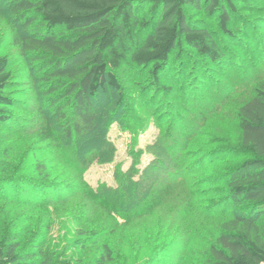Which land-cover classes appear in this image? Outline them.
Masks as SVG:
<instances>
[{
	"label": "rangeland",
	"instance_id": "rangeland-1",
	"mask_svg": "<svg viewBox=\"0 0 264 264\" xmlns=\"http://www.w3.org/2000/svg\"><path fill=\"white\" fill-rule=\"evenodd\" d=\"M6 4L0 0V56L8 57L11 80L5 93L14 99V106L12 123L0 125V246L18 244L15 264L67 259L73 264H210L209 248L232 219L231 206L225 201V175L249 156L239 151L236 111L252 95L253 83L264 77V45L255 46L253 36L248 34H240L246 47L236 39L220 36L224 47L230 49L222 66L209 64L184 46L179 58L165 67L175 78H161L172 92L154 90L148 69L121 67L116 74L124 97L119 102L115 91L105 93L108 102L103 124L108 125L106 137L114 148L113 159L94 162L84 171L93 189L105 191V205L80 201L79 195L70 196L67 189L57 202L46 201L54 197L50 193L44 195L45 201L43 195L41 201H35L14 187L22 184L19 178L38 179L33 170L35 159L52 169L55 162L49 160L58 149L53 146L52 131L41 133L43 119L38 107L44 101L39 91L42 82L34 64L16 44L15 35L25 30L20 29ZM234 4L233 17L249 20L264 40V0H234ZM192 13L197 19H209L203 11ZM147 16L146 6L139 18L146 20ZM241 22L232 29L237 31ZM208 23L217 27L216 19ZM190 71L194 86L203 95L198 100L182 91L183 86L188 87V79L183 81L185 85L178 81ZM158 118L167 122L157 127ZM167 133L179 143V156L188 161L187 166L196 161L202 163L201 168L186 174L180 183L170 180L172 171L162 173L157 183L139 185L150 186L153 200L162 182L170 180L167 195L152 205L151 200L138 204L140 210L136 209L129 220L119 219L116 213L112 216L107 212L109 206L119 207L121 195L127 192L123 190L133 189V185L121 181L122 173L133 169L138 174L153 159L164 166L171 163L169 159L158 160L161 148L156 136ZM96 138L91 139L98 141ZM55 173L50 172L52 178ZM68 175L77 178L72 170Z\"/></svg>",
	"mask_w": 264,
	"mask_h": 264
},
{
	"label": "trees",
	"instance_id": "trees-1",
	"mask_svg": "<svg viewBox=\"0 0 264 264\" xmlns=\"http://www.w3.org/2000/svg\"><path fill=\"white\" fill-rule=\"evenodd\" d=\"M3 2L7 3L5 6L20 24V29L25 30L22 35H15V41L20 51L34 64L35 74L42 82L39 91L44 101L38 107L43 119L41 133L52 131L51 140H54L53 146L58 149L53 154V160H49L55 162L52 169L48 170L46 164L35 159L33 170L38 179L19 178L23 179L22 184L14 187L24 196L27 193L33 196L35 201H41L42 195L44 197L50 193L54 196L52 200L44 197V201L57 202L61 192L67 189L68 195H79L80 201L105 205V191L102 188L93 189L86 182L84 171L94 162L106 163L113 159L114 148L106 137L108 125L103 124L108 102L105 93L108 90L115 91L119 102L124 97V88L116 74L121 67L132 65L148 69L149 83L154 90L172 92L173 89L164 84L161 78L162 75L172 77L165 67L171 60L179 58L184 46L209 64L222 66L230 49L224 47L220 36L236 39L241 47H246L240 34H248L253 36L251 41L255 46L264 45L260 33L254 25H249V20L233 17L236 11L234 0ZM146 6L148 16L146 20L140 19L139 12ZM201 11L207 14V21L197 19L192 13ZM212 19H216L217 27L209 25L208 21ZM237 21L242 22L235 31L232 28ZM236 54L234 51V58L238 57ZM8 63V57L1 55L0 125L12 123L13 116L14 99L5 93L11 80ZM222 72L226 73L224 69ZM192 74L191 71L184 73L178 81L185 85L183 81L188 79V87L183 86L182 91L186 96L189 94L192 99L198 100L203 95L194 86ZM253 85L252 95L236 111L240 130L239 151L249 156L231 167L225 175V201L231 206L232 219L220 229L209 248L210 264H264V77ZM164 119H157V127L167 122ZM97 136L98 141L91 139H97ZM89 138L91 140H87ZM156 140L161 148L158 160H172L170 167L163 163L160 165L153 159L138 174L133 169L122 173L121 181L133 185V189L123 190L127 192L121 195L119 207L109 206L107 212L112 216L116 213L119 219L129 220L136 209L140 210L136 207L138 204L151 200L152 205V202L167 195L170 180L180 183L186 174L201 168L202 163L196 161H191L187 166L188 161L179 156V143L176 144L170 134H157ZM61 166H65L67 171L64 172ZM54 170L56 177L52 178ZM70 170L74 171L77 178L68 175ZM166 172H172L170 180L162 182L152 200L150 186L140 188L139 185L157 183L162 173ZM65 175L72 179H67ZM190 206L187 209H191ZM17 259L16 242L0 246V264H15ZM45 263L73 264L68 259L29 264Z\"/></svg>",
	"mask_w": 264,
	"mask_h": 264
}]
</instances>
